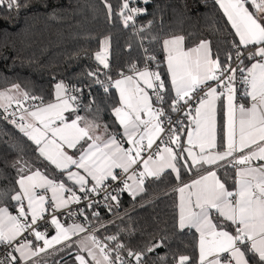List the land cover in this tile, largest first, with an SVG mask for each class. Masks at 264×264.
<instances>
[{
	"label": "snow or ice",
	"instance_id": "obj_1",
	"mask_svg": "<svg viewBox=\"0 0 264 264\" xmlns=\"http://www.w3.org/2000/svg\"><path fill=\"white\" fill-rule=\"evenodd\" d=\"M135 2L123 0L121 4L118 15L125 28L135 16L146 12L145 8L129 6ZM149 2L143 0L144 4ZM211 3L222 12L225 31L229 26L231 29L223 60L219 50L213 52L209 40L185 47L184 36H173L162 42L164 71L157 56L147 54L142 69L133 64L131 74L121 72L115 80L106 74L107 82L101 81L99 68L88 72L96 77L95 83L106 96L113 88L118 94L110 106L115 117L111 128L81 116L80 97L74 94L81 90L62 81L55 84L54 98L48 103L43 97L20 91L18 84L12 88L23 100L11 95V90L0 92V108L5 112L13 102L22 109L20 123L15 119L16 112L9 114L14 117L9 122L36 146L43 161L58 170V176L53 173L50 178L39 168L33 170L27 160L13 163L19 190L14 189L10 199L16 202V214L7 206L0 207V246L7 249L0 264H37L33 258L40 253L56 245L65 250L73 243L90 258L76 254L78 264H127L120 254L126 248L124 244L117 242L109 247L95 235L98 229L73 241L87 229L79 223L65 226L54 213L68 209L67 217L77 215L70 209L81 202L77 191L84 199L104 192V201H116L118 207L120 192L127 190L135 199L146 191L147 179L158 180L166 172L174 173L179 182L173 189L179 193L175 227L197 234L195 261L181 255L176 264H264V0ZM105 4L111 18L112 6L107 0ZM23 6L21 0H0V7L8 10ZM100 43L95 60L109 69V38ZM29 100H39L40 104L25 108L24 102ZM218 102L226 115V132L219 143ZM85 111H91V106H85ZM173 114L179 115L174 118ZM182 136H186V142ZM68 150L75 152L70 154ZM227 167L234 174L226 171L225 179H221L217 173ZM117 169L124 174L123 187L114 189L117 194L113 195L106 191L111 187L106 182L121 180ZM182 172L191 174V180L184 182ZM47 192H51L50 198ZM95 203L90 200L87 207ZM105 206L111 211L107 203ZM46 213L51 214L47 223L55 228L50 238L40 230L39 222L44 221ZM83 213L84 209H79V214ZM92 216L99 218V212L94 211ZM25 232L35 241H43V246L34 247ZM165 239L149 244L144 251L127 249V256L143 264L145 255L163 247ZM105 240L118 241V237L107 236Z\"/></svg>",
	"mask_w": 264,
	"mask_h": 264
},
{
	"label": "trees",
	"instance_id": "obj_2",
	"mask_svg": "<svg viewBox=\"0 0 264 264\" xmlns=\"http://www.w3.org/2000/svg\"><path fill=\"white\" fill-rule=\"evenodd\" d=\"M122 2L107 0L112 6L111 18L105 0H21L24 6L19 10L0 7V90L12 89V85L18 84L20 91L43 97L48 103L54 98L55 84L62 81L81 90V116L111 128L115 117L110 106L118 94L113 88L106 96L103 88L95 83L96 77L89 76L88 72L99 68L97 76L101 81L107 80L106 74L117 79L121 72L130 73L133 64L142 69L147 54L156 55L164 71L162 42L173 36H184L185 47L202 39L209 40L213 52L220 51L222 60L229 49L230 26L225 31V18L211 0L208 3L204 0H150L148 4L136 0L130 3L131 7L146 9L138 18V32L124 27L118 15ZM106 37L110 41L109 69L95 60L100 42ZM164 78L167 80V75ZM89 105L91 111H85V106ZM1 111L0 108V207L7 206L15 213L16 202L10 197L14 189H19L13 163L27 160L34 166L33 170L39 168L50 178L53 173L58 176V170L38 156L36 146L14 124L3 119ZM224 133V111L220 109L218 143ZM184 139L182 136L183 142ZM226 171L234 174L231 167L221 168L218 172L221 179H225ZM181 175L184 182L192 178L191 174L182 172ZM178 183L174 173L166 172L158 180L149 178L144 185L146 191L135 199L128 191H122L118 195V207L116 201H111L108 205L111 211L108 207H93L85 209L82 217L87 216L88 225L106 222L101 235L113 233L118 237L114 242L124 244L126 251H144L149 244L166 237L163 247L145 255L150 264H176L181 255L195 261L197 234L193 230L180 232L175 227L178 194L173 189ZM228 183L231 186V180ZM94 211L99 212V218L92 216ZM72 248L73 245L65 250L59 248L43 258L41 264H78Z\"/></svg>",
	"mask_w": 264,
	"mask_h": 264
},
{
	"label": "built area",
	"instance_id": "obj_3",
	"mask_svg": "<svg viewBox=\"0 0 264 264\" xmlns=\"http://www.w3.org/2000/svg\"><path fill=\"white\" fill-rule=\"evenodd\" d=\"M140 16H142V14L135 16L134 21H130L129 22V27L135 29L136 32H138V30L140 28V25L138 23V18ZM109 63H110V61H109ZM233 66H235V64H233ZM124 74L127 75V74H131V73H124ZM113 80H115V79H113ZM105 82H107V80ZM65 85H67V84H65ZM74 94H76V95H78L80 97L79 103L81 105L82 104V102H81L82 95L80 94V92L74 93ZM44 102L47 103L45 100H44ZM33 104H37L38 105V104H40V101L39 100H37V101H31V100L26 101V102H24V107L25 108H29ZM12 112H16L15 119H16L17 123H20L19 116L22 114V109H19L18 110L17 109V105H14V106L8 108V111L7 112H5V110H2L1 111V116L4 119V117L7 115L8 116L7 121H10L11 119L14 118L11 115H9ZM177 115H179V114H173L174 118ZM4 120H6V119H4ZM116 171H117V174L120 175L121 180L120 181H110L109 180L108 182H106L107 184H110L111 185V187L107 188L106 191L112 192L113 195H116L117 194L114 191V189H116V188H122L123 187V184L121 183V181L124 179V174H122L119 169L116 170ZM129 183H131V181H129ZM104 194H105L104 192H101L99 195L92 194L90 196V199H84L83 193H80L79 191H77V195H80L81 196V202L79 204H73V205L70 206V209L73 212H76L77 215H75V216H73L71 218L67 217L66 213H67L68 209H62V210H60L58 212H55L54 214L60 219L61 223L64 224L65 226H67L69 224H72V223L82 224L87 229V232L83 233L82 236H86L89 232H92L93 229H98V231L95 232V235L101 241H103L105 243H108L109 244V247H115V244L116 243L114 241H107V240H105V237L112 236V235H114L113 233L110 234V235H101V233H100L101 230L104 228V227H101V225L103 224V225L106 226L107 225L106 222L100 223V224H96V225H88L87 222H86V220L82 217V215L79 214V209H84V210L85 209H91V208H88L87 207V205L89 204L90 200L96 201V203L93 205L94 208L95 207L105 208L106 207L105 206L106 203H107V205H109L110 202H111V200L105 202L104 199H103ZM67 195H68V193H65V196H67ZM46 196L48 198H50L51 197L50 192H47L46 193ZM50 219H51V214L46 213L45 214L44 221L39 222L40 223V230L46 232L47 233V236H50V235H53L54 234V228H53V226H51L50 224L47 223V221H49ZM24 236H26L27 238H30V239L34 240V236L30 235L28 232H25L24 233ZM21 239H23V237H21ZM34 242H35V245H39L41 247L43 246V241H35L34 240ZM6 252H7V249L4 246H0V257L5 256L6 255ZM49 254H50L49 251L48 252H43V253H41L39 255L38 258L43 259V258L47 257ZM120 254H121L122 258H124V259L127 260V264H136V261L133 258H130V257L127 256L126 249L121 250V253ZM113 256H115V253H113ZM143 264H150V262L144 258Z\"/></svg>",
	"mask_w": 264,
	"mask_h": 264
},
{
	"label": "rangeland",
	"instance_id": "obj_4",
	"mask_svg": "<svg viewBox=\"0 0 264 264\" xmlns=\"http://www.w3.org/2000/svg\"><path fill=\"white\" fill-rule=\"evenodd\" d=\"M6 90H11L10 91V94L11 95H13V96H16V94L19 92L18 90H16V89H6ZM6 90H0V92H2V91H6ZM21 99V98H20ZM12 104H15V102H13ZM14 106V105H13ZM12 107V106H11ZM10 108V107H9ZM69 152H70V154H71V150H68ZM50 194H51V192H50ZM52 195V194H51ZM25 203H26V201H25ZM48 206L46 205V208H47ZM59 219V218H58ZM59 221H60V219H59ZM60 223H61V221H60ZM62 224V223H61ZM53 228H54V226H53ZM54 234H55V228H54ZM53 234V235H54ZM83 235V233H81L80 234V236H76V237H73L72 239H73V241H76V240H79L81 237H83L82 236ZM50 238V237H49ZM29 240H32V239H30V238H28ZM34 241V240H33ZM62 247V245H56V246H54V248H51V249H48L46 252H50V254L52 253V252H54V251H56V250H58L59 248H61ZM71 251L72 252H74V253H76V254H81V255H84L85 257H86V259H88V257H87V253H83V252H80V249H79V247H78V245L77 244H75V243H73V248L71 249ZM43 253V252H42ZM41 254V253H40ZM39 254V255H40ZM39 255H38V257H39ZM38 257H36V258H33V260L34 261H38ZM75 259V258H74ZM90 259V258H89ZM78 262V261H77Z\"/></svg>",
	"mask_w": 264,
	"mask_h": 264
},
{
	"label": "crops",
	"instance_id": "obj_5",
	"mask_svg": "<svg viewBox=\"0 0 264 264\" xmlns=\"http://www.w3.org/2000/svg\"><path fill=\"white\" fill-rule=\"evenodd\" d=\"M16 96L18 97V98H21V100H22V97L20 96V94H19V92L16 94ZM13 105H16V104H12L11 106H13ZM2 110H4L3 108H1ZM220 106H219V102H218V111H217V138H218V117H219V112H220ZM224 121H225V124H226V115H225V112H224ZM225 132H226V128H225ZM184 142H186V136H185V139H184ZM126 147H127V145H125ZM73 152H75V150H71V154L73 153ZM118 170V169H117ZM219 172V171H218ZM218 174V173H217ZM219 175V174H218ZM191 179H189V181H190ZM70 182V181H69ZM188 182V181H187ZM72 184V182H70V185ZM88 187L90 188L91 187V184H89L88 185ZM125 191H127V190H125ZM177 194H178V202H179V193L177 192ZM26 204V203H25ZM9 211L12 213V214H16V212L14 213L11 209H9ZM194 231V230H193ZM52 235H50V236H47L48 238L49 237H51ZM34 247L36 246L35 245V242H34V245H33ZM16 255H19L18 253L16 254ZM36 257H38V256H36ZM36 257H34V258H36ZM89 259V258H88ZM90 260V259H89ZM42 263V259H40V258H38V261H37V264H41ZM29 264H31V262H29Z\"/></svg>",
	"mask_w": 264,
	"mask_h": 264
}]
</instances>
